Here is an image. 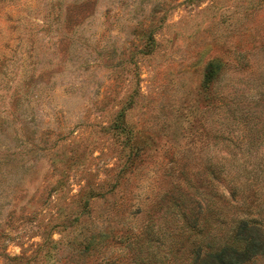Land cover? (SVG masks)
Listing matches in <instances>:
<instances>
[{
  "label": "rangeland",
  "instance_id": "rangeland-1",
  "mask_svg": "<svg viewBox=\"0 0 264 264\" xmlns=\"http://www.w3.org/2000/svg\"><path fill=\"white\" fill-rule=\"evenodd\" d=\"M251 218L264 264V0H0V264H213Z\"/></svg>",
  "mask_w": 264,
  "mask_h": 264
},
{
  "label": "trees",
  "instance_id": "trees-1",
  "mask_svg": "<svg viewBox=\"0 0 264 264\" xmlns=\"http://www.w3.org/2000/svg\"><path fill=\"white\" fill-rule=\"evenodd\" d=\"M221 70L222 68L218 63H210L206 66L202 83L204 91H208L210 85L221 73ZM250 175L251 174H247L245 177L249 179L251 177ZM212 178L214 181L216 179H218V181L222 180L223 173H212ZM232 227L233 228L230 231L233 237L232 243L230 245L226 244L218 253L210 254L212 255L209 256V261L211 263L242 264L261 252V247L256 249V245L254 246L256 240H254L253 234L258 230L256 219H238L234 222ZM242 243H245L243 247Z\"/></svg>",
  "mask_w": 264,
  "mask_h": 264
}]
</instances>
